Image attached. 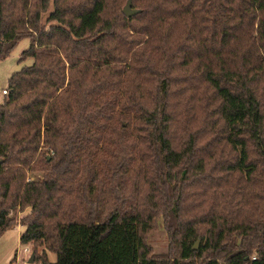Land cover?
I'll return each instance as SVG.
<instances>
[{"label": "trees", "instance_id": "trees-1", "mask_svg": "<svg viewBox=\"0 0 264 264\" xmlns=\"http://www.w3.org/2000/svg\"><path fill=\"white\" fill-rule=\"evenodd\" d=\"M127 1L0 0V59H31L0 102V236L43 263L264 264V0ZM160 217L175 252L147 244Z\"/></svg>", "mask_w": 264, "mask_h": 264}, {"label": "rangeland", "instance_id": "rangeland-1", "mask_svg": "<svg viewBox=\"0 0 264 264\" xmlns=\"http://www.w3.org/2000/svg\"><path fill=\"white\" fill-rule=\"evenodd\" d=\"M29 43L30 41L28 37H24L20 39L17 45L11 51V53L5 58L0 59V102L3 101L5 94L7 93V92L4 93L3 89L7 88L9 77L11 76V74L14 71L20 69L22 65L29 64L31 62L30 58L22 62L19 61L21 52L29 46ZM40 174H41L40 171H36V172L29 171L28 177L36 178ZM27 212H29V209L22 212L20 216L26 214ZM146 241L150 247L151 252H155V253L175 252L174 243L170 240L168 236L162 217L159 218L156 227L148 233ZM196 244L198 245L196 249H199L201 245V239H196L194 241V246ZM25 246L26 245L24 244H20L19 264H56V254L53 252H49L48 263H43L40 260H34L33 262H29V258L31 257V254L33 252L30 245H27L30 248V250L25 251L24 250Z\"/></svg>", "mask_w": 264, "mask_h": 264}, {"label": "crops", "instance_id": "crops-1", "mask_svg": "<svg viewBox=\"0 0 264 264\" xmlns=\"http://www.w3.org/2000/svg\"><path fill=\"white\" fill-rule=\"evenodd\" d=\"M22 226L9 228L0 236V264H19Z\"/></svg>", "mask_w": 264, "mask_h": 264}, {"label": "water", "instance_id": "water-1", "mask_svg": "<svg viewBox=\"0 0 264 264\" xmlns=\"http://www.w3.org/2000/svg\"><path fill=\"white\" fill-rule=\"evenodd\" d=\"M123 11L125 13V15L127 16H131V15H134L138 12V9L137 8H133L132 7V1L131 0H128L123 8ZM198 247V245L196 244L194 246V248L196 249ZM34 261V254L32 253L31 254V257L29 258V262H33Z\"/></svg>", "mask_w": 264, "mask_h": 264}, {"label": "built area", "instance_id": "built-area-1", "mask_svg": "<svg viewBox=\"0 0 264 264\" xmlns=\"http://www.w3.org/2000/svg\"><path fill=\"white\" fill-rule=\"evenodd\" d=\"M3 92L6 93L7 91H6L5 89H3ZM24 250H25V251H29L30 248L26 245V246L24 247Z\"/></svg>", "mask_w": 264, "mask_h": 264}]
</instances>
